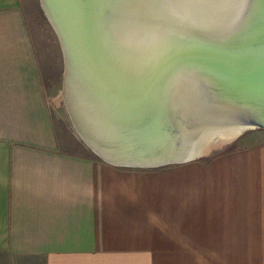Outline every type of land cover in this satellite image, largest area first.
I'll use <instances>...</instances> for the list:
<instances>
[{"label":"crops","instance_id":"crops-1","mask_svg":"<svg viewBox=\"0 0 264 264\" xmlns=\"http://www.w3.org/2000/svg\"><path fill=\"white\" fill-rule=\"evenodd\" d=\"M192 170L179 239L129 167L63 150L22 2L0 0V264H264V141Z\"/></svg>","mask_w":264,"mask_h":264},{"label":"bare ground","instance_id":"bare-ground-1","mask_svg":"<svg viewBox=\"0 0 264 264\" xmlns=\"http://www.w3.org/2000/svg\"><path fill=\"white\" fill-rule=\"evenodd\" d=\"M84 1L88 3L89 23L93 26L91 30L95 32L93 36L95 45L101 41L110 43L116 54L110 50L109 52L115 56L119 54L120 60L129 65L127 66L130 73H133L135 77L149 75L148 79L131 90V95L120 92V98L117 96L114 100L111 99L110 90L106 82L100 79L103 76L98 71V67L104 70V66L95 58L96 53L101 52L95 46L93 50L94 43L93 51H90L86 29L81 27L79 30L77 28L80 27L75 20L72 19L70 22L67 16L63 18L58 0H41L63 47L66 62L65 94H63L67 110L82 139L94 146L97 149H94L96 152L99 150L100 153L97 154L100 158L104 159L100 155L102 152L98 145L100 142L98 139L100 136L96 132L98 128L109 141L113 142L112 145H104L109 152L119 150V152L135 153L143 146L147 147V142L166 135L163 123L166 94L159 93L155 101L151 94L144 96L151 80L153 78L157 80L166 69L173 70L180 67L182 70H189L183 78L180 77L174 82L168 92V96L175 103L173 109L177 113L174 114L173 119L179 128L181 137L180 141L177 140L178 144H175V146L178 145V150L174 157L178 158L181 154H186L187 150L184 149L186 142L190 143L189 149L195 148L201 156L205 148L199 146L203 141L198 143V139H212L226 135L230 137L249 127L243 125L229 129L228 124L231 120L227 115H221V119L217 120L194 123L196 118L201 117H198L199 114L208 113L201 108L213 103L203 102L199 91L208 87L212 88L222 99H238L240 95L236 94L235 89L232 90V84H226L227 80L226 83L222 82L221 77L223 76H217L210 65L198 64L200 67L196 68L198 70L189 68V66L197 67V64L193 61L194 59L188 57L185 51L192 49L201 52L203 48L196 42H188L180 38L187 34L183 32L187 30H195L214 38L222 35L228 22L236 17L239 18L242 12L247 10L249 0H198L196 3H179L176 0H169V2L145 4H126L120 0ZM259 1L252 0L247 10V22L242 25L241 31L236 32L237 36L235 35L236 37L227 43L228 51L240 53L252 49L257 37L253 38L250 43L247 40L253 34L257 36L260 34L257 38V40L260 39L259 42L264 39V8ZM64 7L67 10L65 4ZM224 23L227 24L222 27L221 24ZM177 25L180 28H175L178 27ZM176 29L183 30L179 31L181 36L175 34L178 32ZM79 31L82 35H79ZM92 52H94L93 56ZM199 69L212 74L204 75L199 72ZM197 71L200 74L199 77L195 76L198 74ZM226 72L232 77L230 72ZM150 73L153 74L150 75ZM107 75L109 81L116 78L112 73L108 72ZM120 86V84L116 85L117 88ZM263 99V96H250L245 102L249 107L258 109L262 103L264 104ZM180 106L184 109L180 110ZM140 124L141 130L139 129ZM96 127L97 130H95ZM139 130L142 135L138 138L139 140L132 135L128 136L132 131L138 134ZM216 131L218 132L215 133Z\"/></svg>","mask_w":264,"mask_h":264},{"label":"water","instance_id":"water-1","mask_svg":"<svg viewBox=\"0 0 264 264\" xmlns=\"http://www.w3.org/2000/svg\"><path fill=\"white\" fill-rule=\"evenodd\" d=\"M251 2L252 0H249L247 10H249ZM259 2L260 5H262L264 8V0H260ZM58 4L62 10L63 18H66L67 16L70 22L72 19L75 20L78 26L80 27L77 28L79 30L81 29V27L86 29V33L88 32L87 39L89 40L90 51H93L95 46V48L99 49V51L101 52V53L97 52L95 58L99 60V63L102 64V66H104V70L103 68L98 67V71L103 76V78L100 77V79L106 82L107 88H109L110 90L109 94L111 99L113 98L114 100V97L116 98L117 96L118 98H120L119 96L120 92L126 95L129 94L131 95L132 89L136 88L143 81L148 79L149 75H146L145 77L144 76L135 77L133 73H130L128 70L129 65L123 62L122 60H120V58L118 57L119 54L118 56H115L109 52L110 50L116 54V52L113 50L114 47L110 45V43L101 41V43H96L97 45H95L93 38L95 32L93 29L91 30L92 25L91 23H89L90 22L88 15L89 8L87 6L88 3L86 1L58 0ZM64 4L66 5L67 10H65ZM42 7L45 10L43 3H42ZM68 9H69V13H68ZM247 10H244L242 14L239 16V18L236 17L235 19H233V21L228 22L227 26H225L227 23L221 24L222 27L225 26V28L222 32V35H219L216 38L211 37V35L208 34L203 35L202 33L197 32L195 30L183 31L182 29H176L178 30V32L175 33L177 36H181L180 35L181 32L179 33V31H183L184 33H187L186 35H182L180 38L188 42H196L202 45L203 49L200 50L201 52L193 51L192 49L190 51H185V53H188V57L194 59L193 61H195V63L197 64V67L189 66V68L198 70L196 69V68H200L198 67V64L210 65L213 69V72L216 73L217 76H221V75L223 76V78L221 77V81L226 83L225 81L227 80L228 83L226 84H232L231 85L232 90L235 89L236 94L240 95V98L238 99L236 98L222 99L212 88L208 87L203 89L202 91H199V96L201 97V100L203 102L206 103L213 102V103H211V105L208 107L201 108L202 110L208 113L206 115H204L205 113L199 114L198 117L199 116L201 117L196 118L194 120L195 121L194 123L211 120V119L217 120V119H221L222 117L221 115H227L231 120V123L228 124V127H230L229 129H235L243 125L264 129V104L262 103L258 109H254L252 107H249L245 102L247 97L250 96L252 97L263 96L264 98V39L261 42H259L260 39L257 40V38L260 34H258V36L257 34H253V36L247 40L248 43H250L253 38L257 37L254 40L255 41L254 47L252 49L247 51H242L240 53H233L227 50V45H228L227 43L233 40L237 36L236 32L241 31L242 25L246 24L248 19ZM46 15L48 14L46 13ZM47 17L49 18V15ZM49 20L51 21L50 18ZM96 20L99 19L96 18ZM175 28H180V27L178 26ZM79 35H82L80 31H79ZM96 37L98 38L97 35ZM92 45H93V50H92ZM86 46L88 47V45ZM93 53L94 52H92L91 54L92 56ZM100 64H98V66H100ZM185 68L189 69L188 67ZM164 71L167 72L165 73ZM164 71H162V73L164 72V74H162V76L160 75L157 80L155 78L151 80L147 92L144 94V96L146 97L147 94H151L153 101H155V97H157L159 93L162 92L166 94L165 110H164L165 112L163 115V123H164V129L166 135L155 138V140L152 142H147L146 144L147 147L143 146L141 149L135 151V153L119 152V150H114L113 152H109L104 148V145L105 144L112 145L113 142L111 140L109 141V139L106 136H104L98 128V131H96L97 134L100 136L98 137V139L100 140L98 145L100 147V151L102 152V154L100 155L101 157L104 158V160L113 163L115 165L118 164L124 166L131 165L138 167H155V166L157 167L170 163L190 161L197 157L198 150H195V148L189 149L188 148L190 144L189 142H186L184 146V149L187 150L186 154H181L180 157L178 158L174 157L178 150V145L175 146V144H178L177 140L180 141L181 137L178 131L179 128L176 126L173 119L174 114L177 113V111H174L173 109L175 103L174 100L170 96H168V92L171 90L174 82L180 79V77L183 78V76L187 74L189 70H182L179 67L178 69H173V70L166 69ZM226 71L230 72L232 74V77H230ZM108 72L109 74L112 73L114 76H116V78H114L113 81L108 80V75H107ZM199 72L207 76L208 73L212 74L208 71L203 72L202 70H200ZM199 72L197 71L198 74L195 75L196 77H199L200 75ZM153 73H150V75H152ZM96 76H98V74H96ZM118 84L121 85L119 88L116 87V85ZM64 88L65 87L63 83V90ZM242 97H244L245 99H241ZM184 105L185 104H183V106ZM183 106H180V110L184 109L182 108ZM113 109H115V107H113ZM139 129L140 130L142 129L141 124ZM95 130H97V127ZM140 130L138 131V134L137 132L132 131L128 136L132 135V137H136L138 139L140 136H142ZM217 132L218 131H216L215 133ZM217 137L224 138L229 136L226 135V136H217ZM213 139L215 138L212 139L204 138L203 140L198 139V143L203 141L199 146L200 147L204 146L206 150L209 142ZM86 143H87L86 145L89 148H91L95 153L99 152V150L98 152H96L94 150L96 148L92 146L90 143L88 142Z\"/></svg>","mask_w":264,"mask_h":264},{"label":"rangeland","instance_id":"rangeland-1","mask_svg":"<svg viewBox=\"0 0 264 264\" xmlns=\"http://www.w3.org/2000/svg\"><path fill=\"white\" fill-rule=\"evenodd\" d=\"M21 2L37 51L59 144L69 153L88 156L91 149L78 133L64 99L66 62L59 36L51 25L41 0H21ZM214 138L209 142L204 154L187 162L149 168L126 166L131 169L134 177L135 175L139 177L136 183L133 180L132 191L147 193L149 204L158 202V208H163L164 211L165 233L171 232L175 238L187 239V194L191 169L195 170L196 167L238 148L264 141V129L248 127L233 137ZM148 208L149 213H155L150 207ZM14 264H43V259L20 257Z\"/></svg>","mask_w":264,"mask_h":264},{"label":"snow or ice","instance_id":"snow-or-ice-1","mask_svg":"<svg viewBox=\"0 0 264 264\" xmlns=\"http://www.w3.org/2000/svg\"><path fill=\"white\" fill-rule=\"evenodd\" d=\"M126 4H145V3H156V2H169V0H120ZM179 3H196L198 0H176Z\"/></svg>","mask_w":264,"mask_h":264}]
</instances>
